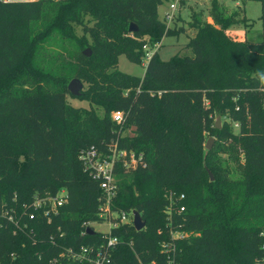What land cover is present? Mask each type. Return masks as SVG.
I'll use <instances>...</instances> for the list:
<instances>
[{
    "label": "trees",
    "instance_id": "trees-1",
    "mask_svg": "<svg viewBox=\"0 0 264 264\" xmlns=\"http://www.w3.org/2000/svg\"><path fill=\"white\" fill-rule=\"evenodd\" d=\"M168 1L0 0V204L68 193L49 223L31 221L32 233L0 227L1 262L50 264L63 248L103 241L84 232L100 221L102 193L78 157L116 144L142 157L134 169L116 166L111 208L138 211L145 224L111 230V264H165L161 243L175 264H264V0H254L260 43L229 33L236 13L208 0L212 24L190 14L189 56L162 62L152 52L142 77L118 70L120 54L139 63L144 46L184 33L158 20ZM73 78L84 82L76 98L102 114L69 103Z\"/></svg>",
    "mask_w": 264,
    "mask_h": 264
},
{
    "label": "built area",
    "instance_id": "built-area-1",
    "mask_svg": "<svg viewBox=\"0 0 264 264\" xmlns=\"http://www.w3.org/2000/svg\"><path fill=\"white\" fill-rule=\"evenodd\" d=\"M176 9V5L168 4L167 11L163 15L162 23L167 25L173 19V13ZM158 44H155L152 49L157 48ZM147 49V46H144ZM152 50H147L146 58L149 59ZM264 105V100L261 102ZM111 118L114 122H122L124 120V114L122 111L112 113ZM238 125L233 124L234 129ZM141 155H135L133 152H128L125 149H121L116 144L108 145L106 151H99L97 147L90 145L84 148L79 154V161L83 165V171L88 176L98 182L102 196L98 207V216L100 221L97 223L106 224L107 231L101 233L103 241L98 245L88 244L86 246L80 245L78 248L68 246L59 251L58 256L51 258L50 264H111L112 249L116 247L119 242L118 237L111 235V230L120 227L121 224L129 223L132 221V212L114 211L111 208L113 198L118 191V181L115 177V169L118 163L126 169H134L141 163ZM68 193L65 189H60L55 193L34 195L30 204L15 203L8 204L2 202L0 204V227L3 225H10L13 227L12 233H32V229L29 228L31 221L37 220V217L46 220L48 223L51 221V217L56 215L59 208L67 203ZM171 199V193H168V200ZM179 200L183 199V196H179ZM171 207H166L164 213L169 216ZM183 211L182 207H179L177 213ZM95 223V222H92ZM92 223L85 224L84 232L86 228H90ZM94 231V230H93ZM260 235H263L261 233ZM182 235L178 232L171 233V238H181ZM264 248V243L261 245ZM161 252L165 254V264H175L171 252L174 250L171 244L161 243L159 245ZM62 259L64 261H62ZM139 264H155L154 261ZM0 264H12L11 262L0 261Z\"/></svg>",
    "mask_w": 264,
    "mask_h": 264
},
{
    "label": "rangeland",
    "instance_id": "rangeland-1",
    "mask_svg": "<svg viewBox=\"0 0 264 264\" xmlns=\"http://www.w3.org/2000/svg\"><path fill=\"white\" fill-rule=\"evenodd\" d=\"M176 5V9L173 13L172 21L167 25L168 29H174L182 27L184 29V33L174 35L164 36L161 39V42L157 45V48L152 49L147 46V50H152L155 52L156 57L165 62L166 60L172 58L174 55L189 56V51L184 47L186 42L188 41V37L192 34L191 29L188 28V24L190 21V14H196V16L200 18L201 21H205L206 23L212 24V21L207 16V12L209 9L208 0H169L166 3H163L161 6L157 8V18L162 22L163 15L167 11L168 4ZM217 3L223 8L226 15L231 14L233 11L236 13L234 20L240 21L239 23L233 24L228 32L231 34L240 33L243 38L247 41V43H260L261 41V32H260V21L258 20L260 7L259 3L254 0L244 1L240 3L239 0H217ZM243 19L245 22H242ZM243 24L250 25L248 28H244ZM228 33V34H229ZM117 69L121 72H124L129 75H135L142 77L144 73L145 66L148 62V58L146 55L142 57V61L139 63H131L128 59L125 58L123 54L118 56ZM84 86V82H83ZM67 100L74 107H85V108H93L95 112L99 115L102 114V110L100 108H96L91 105L85 99H78L76 97H72L71 95L67 96ZM216 118V117H215ZM214 118V121H215ZM220 122V120H219ZM206 139H211L210 137ZM204 140V143L206 141ZM212 146V139H211ZM210 146V147H211ZM210 175V173H208ZM208 176V175H207ZM211 177V175H210ZM213 179V178H212ZM91 227L96 232H106L107 226L106 224L101 223H92ZM182 234L181 232H178Z\"/></svg>",
    "mask_w": 264,
    "mask_h": 264
},
{
    "label": "water",
    "instance_id": "water-1",
    "mask_svg": "<svg viewBox=\"0 0 264 264\" xmlns=\"http://www.w3.org/2000/svg\"><path fill=\"white\" fill-rule=\"evenodd\" d=\"M137 30V26L136 24H130L129 26V32L132 33L134 31ZM84 54L85 55H89V49H86L84 51ZM67 88H68V91L71 95L75 96V97H78L80 96V91L82 90L83 88V82L80 81L79 79L77 78H73L67 85ZM213 126L216 128V129H219V117H216L215 118V121L213 123ZM211 139H206L205 143H204V149L205 150H209L210 149V146H211ZM207 175H208V178L209 180H212V178L210 177V175L208 174L207 172ZM132 216H133V227L136 231H138L139 229L143 228L144 227V220L142 219V216L138 213V211H132ZM86 232L87 233H93V230L90 229L89 227L86 228Z\"/></svg>",
    "mask_w": 264,
    "mask_h": 264
},
{
    "label": "clouds",
    "instance_id": "clouds-1",
    "mask_svg": "<svg viewBox=\"0 0 264 264\" xmlns=\"http://www.w3.org/2000/svg\"><path fill=\"white\" fill-rule=\"evenodd\" d=\"M261 80H262V82H264V75L261 76Z\"/></svg>",
    "mask_w": 264,
    "mask_h": 264
},
{
    "label": "crops",
    "instance_id": "crops-1",
    "mask_svg": "<svg viewBox=\"0 0 264 264\" xmlns=\"http://www.w3.org/2000/svg\"><path fill=\"white\" fill-rule=\"evenodd\" d=\"M240 34V33H239Z\"/></svg>",
    "mask_w": 264,
    "mask_h": 264
}]
</instances>
